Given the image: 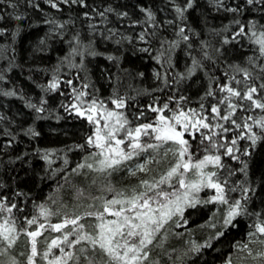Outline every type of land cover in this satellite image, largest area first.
<instances>
[{
  "label": "trees",
  "instance_id": "trees-1",
  "mask_svg": "<svg viewBox=\"0 0 264 264\" xmlns=\"http://www.w3.org/2000/svg\"><path fill=\"white\" fill-rule=\"evenodd\" d=\"M190 2L191 7L186 0H86L87 7L59 3L53 8L48 0H18L14 10L5 0L0 8L4 16L0 20V204L5 206L0 224L14 223L18 239L0 256L4 264H11L13 258L17 264H28L25 232L40 224L46 230L45 242L38 243L41 255L48 251L45 245L61 236L50 225L65 219L80 217L79 224L87 227L83 231L95 235L97 221L91 218L104 211L108 199L148 193L141 181L156 184L170 170L171 158L161 150L147 154L146 171L130 170L142 156L101 171L92 156L101 160L102 155L95 143H88L95 139L97 128L88 121L87 112L79 114L93 101L115 106L122 101L124 107L118 109L123 108L133 128L144 124L152 108L165 110L171 118L195 110L208 123L229 128L228 132L212 128V134H220L200 143V150L205 151L203 158L221 156L222 167H217L214 179L222 182L228 203L220 205L219 213L228 214L233 202L240 201L239 214L221 232L219 222H214L216 204L202 201L185 212L187 227L175 229L168 239L158 238L141 264H259L246 262L244 255L251 246L248 238L264 225V129L254 123L264 117V110L250 108L251 102L229 97L221 88L243 92L246 85L253 86L264 97L259 87L264 84V54L256 43L264 32V11L243 0L223 1L225 7L240 4L242 13L224 11L216 0ZM17 14L21 19H15ZM237 19L247 25L245 35L236 36ZM53 82L57 87H50ZM226 97L238 105L231 119L240 128L211 112L216 106L221 116L227 114ZM245 123L257 134L254 144ZM206 130L201 128L193 137L204 138ZM232 139L237 141L235 158L220 147H232ZM12 204L16 207L9 213ZM42 210L47 214L41 215ZM33 218L36 223L29 225ZM254 246L256 252L263 249L261 244ZM5 247L0 243V251ZM77 247L88 249L77 256L79 264H86L85 256L100 260L99 250L93 253L87 241L76 245V252ZM50 254L37 263L48 264L54 258Z\"/></svg>",
  "mask_w": 264,
  "mask_h": 264
},
{
  "label": "snow or ice",
  "instance_id": "snow-or-ice-1",
  "mask_svg": "<svg viewBox=\"0 0 264 264\" xmlns=\"http://www.w3.org/2000/svg\"><path fill=\"white\" fill-rule=\"evenodd\" d=\"M30 2V0H29ZM51 7L58 8L61 0H48ZM64 4H79L83 7H87L86 0H62ZM245 5L252 6L254 10H262L264 11V0H243ZM216 3L220 5L224 11L231 13H242L243 9L240 4H235V6L225 7L223 4V0H216ZM11 7L15 10L19 7L18 0H10ZM187 7H191L192 4L190 0H186ZM3 7V0H0V8ZM107 11H112L109 8ZM177 12H183V9L177 8ZM101 16H104V12L99 13ZM87 16L88 13H85ZM121 15H127V13H122ZM149 18H152V13L148 12ZM4 16L0 14V20H3ZM15 19H21V16L17 14ZM235 23L239 25V30L236 33V36L245 35V28L247 25L242 24L238 19L235 20ZM255 27V24L252 25ZM180 32L183 33L184 29L181 28ZM253 36H256V32L252 33ZM143 39V36H141ZM184 39L187 40L188 37L184 36ZM227 43V41H224ZM256 43L260 45V52L264 54V32L260 33V39L256 40ZM75 52V49L73 50ZM244 75L246 77L250 76V73L245 72ZM0 79H3L0 76ZM68 83H71L69 81ZM51 88L57 87V84L53 82L50 85ZM261 90H264V84L260 86ZM221 91L227 92L229 97H237L240 101L247 100L250 103V108L255 107L257 109L264 110V97L258 96L257 87L253 86H245V90L243 92L239 90H235L232 87L224 86L221 88ZM7 95H15V93H6ZM209 95L212 93L209 92ZM254 96L257 98L254 99ZM226 97L225 99H229ZM116 107H123V102H115ZM31 107L36 108L35 105H31ZM75 107V106H74ZM238 105L234 104L230 101L227 105V114L221 116L220 109L216 106H212L211 112L219 117V119L223 121L231 120V123L236 126V128H240L241 125L237 124L235 120L231 119L234 115ZM164 108H167V105H164ZM96 110V102L93 101L90 106L89 112H94ZM37 112H43V107L36 108ZM154 112H162V109L152 108ZM83 115L84 113H79ZM115 117V124L112 127H109L107 123L104 124V128L107 129V132L102 135L101 130L98 127L96 131L95 141L92 138H89L88 143H95V146L101 149L99 153L104 158L99 161V163L103 168H114L115 166L121 164L123 161L130 160L134 154H138L137 150H146L148 148H158L159 144H146L142 145L140 143L141 135H149L151 130L152 133H155L154 139L161 143H166L168 141H172L175 144H178L179 150L178 155L180 160L168 171L166 176L161 177L160 181L156 184H149L147 180L141 181V184L144 185L146 189L151 191L152 189L158 188L159 184L165 183L170 180L172 176L177 175L179 170L183 168L184 172H187L189 169H196L197 175L201 177L198 181H193L190 184L185 183V179L183 178V173L179 172L180 178L178 180V184L181 188L191 189L193 191H199L201 187H210L216 190L217 195L214 196L213 200H219L222 203H228L225 199V189L222 186V182H214L213 177L217 174L215 172L204 173L202 169L208 165L213 164L216 166L222 167L221 164V156L220 155H205L202 160H199L197 163L193 164L191 162V154L189 153V145L188 141L183 138L184 131H178L175 125H182L185 131L196 130L198 127L203 129L211 130L213 127L221 128L223 132H228L229 128L224 127L221 124L212 125L207 121V117L201 116L195 112V110H190V112L180 111L179 114H174L171 120L175 121V125L171 123L168 117L164 115H160L159 122L157 126H153L151 123H146L135 127L134 129H126L124 126L128 123L126 118H122L121 115H117L115 112H107L105 115V119H111ZM88 120L93 121V116L91 114L88 115ZM96 125L100 124V120L93 121ZM254 123L258 124L262 129H264V117H261L259 120L254 121ZM119 125V127H116ZM244 127L248 128V132L251 133L249 139L254 144L257 139V134L252 131V127L245 123ZM120 130H124L126 136L128 137L130 143L129 148L131 151H125L120 145L124 144L125 141L123 139H116V133ZM204 135V134H202ZM213 135H219L218 133H213L212 135H204V139L209 141L212 140ZM111 141H115V146L111 143ZM232 147H227L225 145H220V147H225V154L229 156H233V150L237 143L236 139L231 140ZM211 147L216 148V144H212ZM207 150V149H206ZM189 154L188 161H184L183 157ZM235 158V156H233ZM88 167H92V165H88ZM140 171H145L144 165H139ZM249 189L245 188L244 191L247 192ZM123 196V194H119ZM173 196L176 197L175 200H168L169 193L163 191H157L153 196L149 197L147 191L141 192L139 195L133 194L130 199H113L107 201L104 206V211L101 213L95 214L97 219L101 222L96 226L95 235H91L87 232H83L84 225L79 224L78 221L80 217H76L73 219H65L60 224L50 225L53 231H61L63 228L67 227L69 224L75 226L69 233H64L62 239L57 238L51 241L49 245V250L43 253L45 259H48L52 247L59 248L60 255H55L53 259L48 260V264H68L69 261H76V264H79L80 258L75 255L72 251H65L64 247H60V245L65 244L68 248H74L76 245H79L82 241H87L91 247L92 252L95 253L97 248L99 249L100 260H92L88 259L85 256L86 264H140L143 259L147 258L148 253L145 251L147 246L152 243V238L155 232H158L164 223L167 222L168 219L171 218L172 215L176 213L182 214L181 202H189L194 203V201L189 200V192H184L183 195H178L177 193H172ZM163 196L167 203H160L157 200V197ZM156 200L158 207L153 208L151 206V202ZM127 204L129 207L125 208L123 205ZM109 205H122L119 210L112 211L109 208ZM171 205H175L172 207ZM16 205L12 204L7 207V211L11 213L12 209L15 208ZM241 209L240 201H235L230 206L227 217L224 219V225H228L231 220L239 214V210ZM5 206L0 204V211H4ZM104 213H109L116 219L105 221ZM158 213V215H157ZM46 211L42 210L41 215H46ZM86 215L91 216L93 213H86ZM27 223L29 225L35 224L36 219L33 218L28 220ZM43 224H40L38 228L34 231H28L25 234L30 238V255L28 256V264H35V257L38 255L37 250V241L36 238L41 235L40 229L44 228ZM257 230L260 233H264V225L257 226ZM74 235L75 239L69 240V236ZM137 237L138 240L135 243H130V238ZM18 239L17 230L14 227V223L12 226L9 225V221L5 220L3 224H0V243L6 244L2 251H0V256H3L8 248H11L15 245L16 240ZM206 246H210L206 245ZM80 253L83 255L88 251L86 248H80ZM107 257L105 260L104 257ZM0 264H4L3 261H0ZM11 264H17L15 259L11 260Z\"/></svg>",
  "mask_w": 264,
  "mask_h": 264
},
{
  "label": "rangeland",
  "instance_id": "rangeland-1",
  "mask_svg": "<svg viewBox=\"0 0 264 264\" xmlns=\"http://www.w3.org/2000/svg\"><path fill=\"white\" fill-rule=\"evenodd\" d=\"M3 3H5V0H3ZM60 3H63L62 0H61ZM49 5H50V3H49ZM81 97L82 98H85L84 96H81ZM91 105H92V103L89 106H87V107L90 109V106ZM88 108L85 109V107H82L80 109V111L82 113H84V114L86 112H87L88 115L91 114L93 116V121H95L97 119L100 120V124L99 125H96L95 124V126H96V128H98V127L100 128L102 135H104L107 132V129L104 128V124L105 123H107L109 125V127H112L115 124V117H112L111 119H107V120L105 119V115H106L107 112H115L117 115H121L122 118H126L127 119V117L125 116L126 113L123 112V108L118 109V108H116L115 104H113V103H109V104L108 103L107 104H105V103H98V105H96V110L94 112H91V113L89 112V109ZM124 111H125V109H124ZM164 111L165 110L162 109V112H157V113L152 112L151 113L152 115L148 116V118L146 120H144L145 121L144 124L151 123V124H153L154 127L157 126L158 125V122H159L160 115H164L165 117H168L169 116V114L168 115H165ZM196 113H200V112H196ZM201 116H203V114ZM168 118L170 119L171 123H173L175 125V121L174 120H171V117H168ZM93 121H90V122H93ZM130 122H131V120L129 119L128 120V123L124 126L126 129H134L132 127V125L130 124ZM140 125H142V124H140ZM212 125H216V121H215V123L212 122ZM116 127H119V125H116ZM135 127H137V126H135ZM175 127H176V129L178 131H184L183 138L188 141L189 153L191 154V162L193 164H195L199 160H202L203 159V156L202 155L204 154L205 151H203V150L201 151L200 150V145H201L200 143H203L204 140H206V139H204L203 137H201L200 139H196V138L193 137V134L196 131L200 130L201 128L198 127L196 130L185 131L183 129L182 125H175ZM217 129L218 128H216V130ZM216 130H214V131H216ZM149 132H150V134L147 135V136L141 135V137H140V143L142 145H146V144H150V143L151 144H159L160 146L158 148H148V149L143 150V151L137 150L138 154H134L130 160H126V161H123V162L130 163V162H133L134 157L139 158L140 156H142L143 159L141 158L142 159L141 161L135 162L134 168L139 170V165H144L145 166V171H146L147 166L150 164V160L148 158L150 155H147V154H150V152H153L154 154H157L159 151L163 150L165 152V154L168 155L171 158L170 164L172 165L171 166V168H172L180 160V157L178 155V150H179V147L180 146L178 144H175L172 141H168L166 143H161L159 141H156L153 138L154 135H155V133H152L151 130H149ZM205 133L208 134V135H212V131H210V130H206ZM213 137H215V136H213ZM116 139H123L125 141V143L122 144V145H120V147L123 148L126 152L127 151H131V149L128 146L129 143H130V141H129L128 137L126 136L124 130H120V131H118L116 133ZM93 141H95V139ZM111 143L113 144V146H115V141H111ZM223 143H225L224 140H223ZM224 145L228 147L227 144H224ZM213 149L216 150L217 148H213ZM98 150H99V152H101V149L98 148ZM222 151L225 152V149H222ZM92 158H93L92 162L95 163V164H97L98 167L100 169H102V166L99 163L100 160L97 159L95 156H92ZM103 158L104 157L102 156L101 160ZM188 159H189V154H186L183 157V160L184 161H188ZM217 167L218 166H216V165L208 164V165H206L202 169V171L204 173L215 172L217 170ZM140 172H143V171H140ZM179 172H182L183 173V178L185 179V183L186 184H190L193 181H198V180L201 179V177L199 175H197V170L194 169V168L189 169L187 172H184L183 168H181L179 170ZM179 172H178L177 175L172 176L170 180H168L166 183H164L165 185H162L163 183L162 184H159V187L158 188H155V189H153L151 191H154L153 192V195L157 191H163V192L169 193L168 200H175L176 199V197L173 196L172 193H177L178 195H181L182 196L183 193L187 191V192H189V200L194 201V203L183 202V201L181 202L182 214L181 213H176V214L172 215L171 218L168 219L167 222L163 224V226L160 228V230L158 232H155L154 233L153 238H152V243L149 244L147 246V248L145 249L146 252H148L149 249H152L153 248V245H155V241L156 242L158 241V238L162 237V239H164V238L168 239L170 237V235L173 233L172 231H174L175 229L177 230L178 228L181 229V225L182 226L185 225V224H183V215L185 214V212L187 210H189L191 207H194V206L200 204L202 201H207V202L210 201L211 203H215L216 204V207H217L216 208V211H218V213L216 212V216L217 217L214 219L215 220L214 222L215 223L219 222L218 225L216 224V226L217 227L220 226V228H221L220 231L221 232H222V229H224L225 227H228L232 223V220L233 219L231 220V222L228 225H226V226L224 225V219L227 217V213H225L223 215L221 214V212L219 213V211H220L219 210V207L223 203L220 202L219 200H213L212 199L214 196L217 195L215 189H212L210 187H201L199 191H193L191 189L181 188L179 186V184H178V180L180 178ZM101 174H103V173H101ZM213 181L215 182L214 177H213ZM202 194H203V196H202ZM113 199H120V198H112V199H108L107 201H110V200H113ZM157 200H159L160 203H167L168 202V200H166L163 196L157 197ZM121 206L122 205H109V208L112 211H116V210H119V208ZM151 206L153 208H157L158 207V204H157L156 200H153L151 202ZM171 206L172 207H175V205H171ZM123 207L127 208L129 206L123 205ZM105 214H108V213H104V220L105 221H109V220L116 219V217H113L112 215H110V217L108 218V217L105 216ZM157 215H158V213H157ZM91 219H92L91 221H94V223H96V221H97V225L101 222L99 219H97V216H95V215H93V217ZM78 223H79V221H78ZM87 226H89V225H87ZM216 226L215 227H212V225H211V228L213 230L214 229L217 230ZM73 227H75V226L69 224L67 227H65L61 231H59L58 233H60L59 235H61L59 238L62 239L64 233L71 232V230L73 229ZM84 228H87V227L85 226ZM45 231H46L45 229H40L41 235H39L36 238L38 255L34 258L35 259V264H38L37 263L38 260H41L43 262L46 260L44 258V256H43V254L41 255L39 253V246H38V243L40 241L41 242H45V239H43V236H44V232ZM51 231H52V229H51ZM53 232L55 233L57 231H53ZM156 236H157V238L155 239ZM69 237L71 238L70 240L75 239V236L74 235H70ZM248 239H249V241H248L249 243L248 244L251 245V246H249V248H247V251L248 252L246 253V255H244L245 261L246 262H250V261H256L257 262L258 261L259 264H264V233H255L252 236H250V238H248ZM27 240L29 242V250H28V252H29V255H30V238L28 236H27ZM137 240H138L137 237L130 238V243H135V242H137ZM257 244H261V246L263 245V249H262L261 252L260 251L259 252H256L257 251V247H255L254 245H257ZM49 245L48 244L45 245V246H47V250H49ZM60 247H64L66 252L68 250H70L72 252H76V246L74 248H71L70 249V248L66 247L65 244H62V245H60ZM80 248H84V247H77L76 256L79 255V253H80L79 249ZM55 250H57L59 252V248L52 247L50 252L53 254V256H51V257H54L55 255H59L58 252L55 253ZM247 257L249 259H247ZM144 260L145 259H143L141 262H143ZM259 260H262V261H259ZM141 262H140V264H141ZM235 264H238V263H235Z\"/></svg>",
  "mask_w": 264,
  "mask_h": 264
},
{
  "label": "flooded vegetation",
  "instance_id": "flooded-vegetation-1",
  "mask_svg": "<svg viewBox=\"0 0 264 264\" xmlns=\"http://www.w3.org/2000/svg\"><path fill=\"white\" fill-rule=\"evenodd\" d=\"M131 170V172H135V171H137V169H135L134 168V166L132 167V169H130ZM153 190V189H152ZM152 194H153V191H150V192H148V196L149 197H151L152 196ZM195 207V206H194ZM186 221H187V217L186 216H184L183 215V224H185V225H181V230H184L186 227H187V225H186ZM178 229H180V228H178ZM98 249V248H97ZM99 250V249H98Z\"/></svg>",
  "mask_w": 264,
  "mask_h": 264
}]
</instances>
